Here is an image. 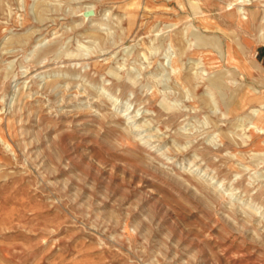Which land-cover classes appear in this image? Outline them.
<instances>
[{
	"label": "rangeland",
	"instance_id": "obj_1",
	"mask_svg": "<svg viewBox=\"0 0 264 264\" xmlns=\"http://www.w3.org/2000/svg\"><path fill=\"white\" fill-rule=\"evenodd\" d=\"M263 50L264 0H0V264H264Z\"/></svg>",
	"mask_w": 264,
	"mask_h": 264
},
{
	"label": "bare ground",
	"instance_id": "obj_2",
	"mask_svg": "<svg viewBox=\"0 0 264 264\" xmlns=\"http://www.w3.org/2000/svg\"><path fill=\"white\" fill-rule=\"evenodd\" d=\"M250 1H253V0H247V2H250ZM255 1H257V0H255ZM245 9L244 8H238V11L239 12H241V13H243L244 14V11ZM243 18V17H242ZM204 58L206 59V60H209L210 58H211V55L209 54V53H207V54H205L204 55ZM128 111V108H127V110L125 111V113ZM127 114V113H126Z\"/></svg>",
	"mask_w": 264,
	"mask_h": 264
},
{
	"label": "crops",
	"instance_id": "obj_3",
	"mask_svg": "<svg viewBox=\"0 0 264 264\" xmlns=\"http://www.w3.org/2000/svg\"><path fill=\"white\" fill-rule=\"evenodd\" d=\"M263 51H264V50H263ZM263 51H262V52H263Z\"/></svg>",
	"mask_w": 264,
	"mask_h": 264
}]
</instances>
